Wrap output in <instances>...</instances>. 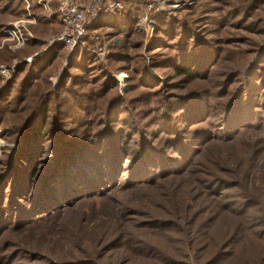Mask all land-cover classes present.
I'll return each instance as SVG.
<instances>
[{
    "label": "rangeland",
    "instance_id": "1",
    "mask_svg": "<svg viewBox=\"0 0 264 264\" xmlns=\"http://www.w3.org/2000/svg\"><path fill=\"white\" fill-rule=\"evenodd\" d=\"M119 3L0 0V264H264V0Z\"/></svg>",
    "mask_w": 264,
    "mask_h": 264
},
{
    "label": "built area",
    "instance_id": "2",
    "mask_svg": "<svg viewBox=\"0 0 264 264\" xmlns=\"http://www.w3.org/2000/svg\"><path fill=\"white\" fill-rule=\"evenodd\" d=\"M111 6L119 7V0H66V4L60 8V15L63 24L69 28L68 34L73 36L83 32L89 15L95 16ZM68 34L66 36L72 38Z\"/></svg>",
    "mask_w": 264,
    "mask_h": 264
},
{
    "label": "trees",
    "instance_id": "3",
    "mask_svg": "<svg viewBox=\"0 0 264 264\" xmlns=\"http://www.w3.org/2000/svg\"><path fill=\"white\" fill-rule=\"evenodd\" d=\"M182 72H184L185 75H188L189 77H194L195 74L192 70H189V69H185L183 71L181 70H178V73L181 74ZM193 73V74H192Z\"/></svg>",
    "mask_w": 264,
    "mask_h": 264
}]
</instances>
